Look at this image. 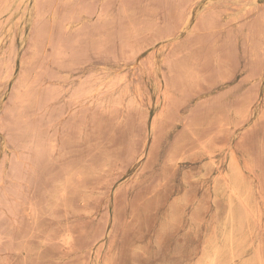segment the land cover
Returning <instances> with one entry per match:
<instances>
[{"label":"rangeland","instance_id":"374dc122","mask_svg":"<svg viewBox=\"0 0 264 264\" xmlns=\"http://www.w3.org/2000/svg\"><path fill=\"white\" fill-rule=\"evenodd\" d=\"M205 263L264 264V0H0V264Z\"/></svg>","mask_w":264,"mask_h":264},{"label":"bare ground","instance_id":"6f19581e","mask_svg":"<svg viewBox=\"0 0 264 264\" xmlns=\"http://www.w3.org/2000/svg\"><path fill=\"white\" fill-rule=\"evenodd\" d=\"M188 19V18H187ZM186 19V20H187ZM185 22H187V21H185ZM240 189V188H239ZM243 190V189H242ZM246 190V189H245ZM232 192H233V190H232ZM246 193V192H245ZM217 194H218V192H217ZM233 194V193H232ZM245 195V194H244ZM247 195V194H246ZM235 196V195H234ZM247 197V196H246ZM237 198V197H236ZM240 198V197H239ZM244 197L242 196V199H243ZM241 199V198H240ZM238 201V200H237ZM245 203V202H244ZM231 224V223H230ZM230 231H231V229H230ZM221 232H223V231H221ZM225 232V231H224ZM230 235H231V233H230ZM222 238V237H221ZM220 239V238H219ZM231 248V247H230ZM230 253V252H229ZM205 256H207V255H205ZM232 256V255H231ZM206 260V259H205ZM204 260V261H205ZM206 264V263H205Z\"/></svg>","mask_w":264,"mask_h":264}]
</instances>
